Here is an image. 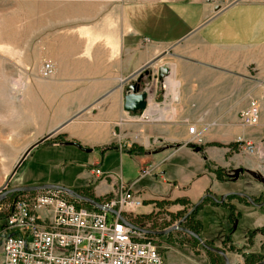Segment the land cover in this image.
<instances>
[{
  "label": "crops",
  "instance_id": "0c3cea01",
  "mask_svg": "<svg viewBox=\"0 0 264 264\" xmlns=\"http://www.w3.org/2000/svg\"><path fill=\"white\" fill-rule=\"evenodd\" d=\"M114 11L123 34L146 45L147 107L125 108L140 69H92L93 79L81 88L86 99L76 93L83 101L58 125L81 147L68 148L72 163L54 158L49 147L25 165L61 168L69 176L53 180L44 173L25 181L88 188L99 201L131 185L146 210L159 201L194 204L210 195L220 204L207 202L203 212L217 216L230 235L228 264H252L246 255L264 250V0H131ZM252 99L261 117L246 126L240 112ZM191 126L201 142H190ZM239 136L254 143L253 153L236 143ZM230 194L246 197L233 198L234 220L232 202L222 204ZM4 226L1 219L0 262Z\"/></svg>",
  "mask_w": 264,
  "mask_h": 264
},
{
  "label": "rangeland",
  "instance_id": "374dc122",
  "mask_svg": "<svg viewBox=\"0 0 264 264\" xmlns=\"http://www.w3.org/2000/svg\"><path fill=\"white\" fill-rule=\"evenodd\" d=\"M121 3V0H0V189L6 186L9 177L4 190L40 185L25 181L37 179V174L45 173V177L53 180L66 178L68 171L61 168L49 172L33 167L25 169V165L33 160L36 151L49 147L55 148L54 158L62 159L64 164L72 163L68 148L75 149V145L81 150V147L68 139L58 125L71 118L75 106L83 101L75 100L76 93L86 99L81 88L93 79L92 69H144L146 45L123 34L118 12L114 11ZM45 62L55 66L48 77L41 72ZM72 189L82 195L79 189ZM35 191L7 194L0 201V220L5 223L13 204ZM206 204L183 224L193 228L208 245L225 251L227 241L222 240L225 229L217 216L203 212ZM193 206L183 200H164L151 206L152 210L141 207L128 217L138 227L161 231L176 225ZM241 231L238 239L242 238ZM148 236L156 243L164 264H226L223 255L205 248L200 239L186 231L175 229ZM253 236L249 237L250 244L258 249L259 241H252ZM248 254L252 264L264 260L263 249L254 256Z\"/></svg>",
  "mask_w": 264,
  "mask_h": 264
},
{
  "label": "built area",
  "instance_id": "2783aa9c",
  "mask_svg": "<svg viewBox=\"0 0 264 264\" xmlns=\"http://www.w3.org/2000/svg\"><path fill=\"white\" fill-rule=\"evenodd\" d=\"M54 71L51 62L41 69L45 77ZM260 117L257 99L240 112L246 126L258 124ZM194 130L189 127L190 142H201ZM236 143L255 151L242 136ZM95 173L102 174L99 168ZM102 203L117 213L81 205L60 189H40L17 200L6 215L0 264H164L156 243L128 217L144 205L131 185H121L118 196Z\"/></svg>",
  "mask_w": 264,
  "mask_h": 264
},
{
  "label": "water",
  "instance_id": "95a60500",
  "mask_svg": "<svg viewBox=\"0 0 264 264\" xmlns=\"http://www.w3.org/2000/svg\"><path fill=\"white\" fill-rule=\"evenodd\" d=\"M148 65H145L143 68L144 69H140L138 71L139 73V77L136 79V81H134L128 88L127 93L125 95V108L129 111H143L145 110V108L147 107V91L142 89V86L144 85V76L146 74L149 73L148 70ZM41 142V140H39L36 144H34L26 153L24 156H26V154L33 148L35 147L37 144H39ZM12 176V175H11ZM10 179V177H9ZM8 179V181H9ZM7 181V183H8ZM6 183V186H7ZM6 186H4L3 188L0 189V201L4 199V197L9 194V193H13V192H22V191H34V190H40V189H60L65 191L66 193H68L69 195L73 196L76 199L79 200H83L85 202H88L89 204L95 206L96 208H99L101 210H106L112 213H117V210L112 209V208H108L107 206H105L102 202L93 199L91 197L85 196V195H81L79 193H77L74 189L67 187V186H63V185H56V184H51V183H46V184H41V185H25V186H17V187H13L11 189L8 190H4L6 188ZM226 198V196H224L221 200L223 201ZM249 200L251 202H253L251 200V198L248 196ZM215 201H218L216 198H213ZM197 205H194L192 210L196 208ZM191 213V212H190ZM188 213L187 216L190 214ZM134 227V226H133ZM147 234H167L169 232H171L172 230L175 229H179V230H183L186 231L194 236H196L198 239H200L202 245L212 251H215L217 253H220L221 255L224 256V259L226 261V263H229V259L228 256L226 254V252L224 250H222L219 247H215V246H211L208 245L207 243H205L198 234H196L195 232L181 226V221H179L176 225H173L171 227H169L168 229H164L161 231H155V230H149V229H144V228H138L135 227ZM258 264H264V260L259 262Z\"/></svg>",
  "mask_w": 264,
  "mask_h": 264
},
{
  "label": "trees",
  "instance_id": "16d2710c",
  "mask_svg": "<svg viewBox=\"0 0 264 264\" xmlns=\"http://www.w3.org/2000/svg\"><path fill=\"white\" fill-rule=\"evenodd\" d=\"M79 190L82 192V195H85V196H88V197H91V198H93V199H96V200H98L96 197H94L92 194H90V190H88V188H79ZM235 197H239V198H242V199H246V197H242V196H240V195H238V194H230V195H228L227 196V198H226V200L222 203L223 205H226V204H229V203H231L232 201H233V198H235ZM180 199H177L176 201H179ZM184 201V200H183ZM81 203V205H85V206H88V207H92L89 203H87V202H83V201H80ZM207 202H210V203H213V204H220L218 201H215L214 199H213V197L212 196H210V195H205L200 201H198L197 203H194V205H197L196 206V208L195 209H193L192 211H191V213H190V215L191 214H193L194 212H196L197 211V209L198 208H201L205 203H207ZM232 209H230V211H229V217H230V219H232V220H234L235 218H236V216H235V211H234V209L233 208H235L234 207V205H233V202H232V205L230 206ZM233 216V217H232ZM193 229V228H192ZM194 230V229H193ZM196 232V231H195ZM228 235H229V233H227L225 236V238L223 239V242H226L227 241V239L229 238L228 237ZM246 258H247V260L250 258V256L249 255H246Z\"/></svg>",
  "mask_w": 264,
  "mask_h": 264
},
{
  "label": "flooded vegetation",
  "instance_id": "af4514ba",
  "mask_svg": "<svg viewBox=\"0 0 264 264\" xmlns=\"http://www.w3.org/2000/svg\"><path fill=\"white\" fill-rule=\"evenodd\" d=\"M190 215V214H189ZM188 215V216H189ZM188 216H185L182 220H181V226H183V227H185V228H187V229H189V230H191V231H193V232H195L192 228H190V227H187V226H185L183 223L187 220V218H188ZM196 234H198L197 232H195ZM192 235V234H191ZM194 236V235H193ZM194 237H196V236H194ZM197 238V237H196Z\"/></svg>",
  "mask_w": 264,
  "mask_h": 264
},
{
  "label": "bare ground",
  "instance_id": "6f19581e",
  "mask_svg": "<svg viewBox=\"0 0 264 264\" xmlns=\"http://www.w3.org/2000/svg\"><path fill=\"white\" fill-rule=\"evenodd\" d=\"M151 112V111H150ZM154 114V113H153Z\"/></svg>",
  "mask_w": 264,
  "mask_h": 264
}]
</instances>
